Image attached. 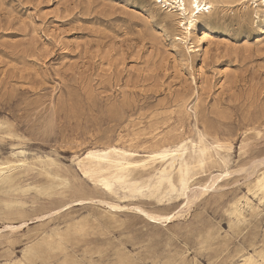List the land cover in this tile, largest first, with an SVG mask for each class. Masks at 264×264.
<instances>
[{"label":"rangeland","instance_id":"1","mask_svg":"<svg viewBox=\"0 0 264 264\" xmlns=\"http://www.w3.org/2000/svg\"><path fill=\"white\" fill-rule=\"evenodd\" d=\"M182 20L157 0H0V160L29 162L0 181V264H264V1L214 0L190 27L194 50L176 39ZM199 132L227 164L196 181L231 173L191 205L78 164Z\"/></svg>","mask_w":264,"mask_h":264},{"label":"bare ground","instance_id":"2","mask_svg":"<svg viewBox=\"0 0 264 264\" xmlns=\"http://www.w3.org/2000/svg\"><path fill=\"white\" fill-rule=\"evenodd\" d=\"M157 1L162 5H165L169 12L182 16L183 23L181 25H183L186 35L178 36L176 39L184 42V44H189L190 46L188 45L187 47L191 50H194L195 47L201 46L200 42L197 44L192 37L190 27L194 25L195 21L204 13V11L208 10L210 13L211 9L214 7V0H195V3L193 0ZM254 1L255 3L257 2V0ZM224 149L225 145L221 141L217 140L209 142L206 139V135L199 132L197 139L182 138L177 144L155 145L154 147L144 150L143 153L133 148L112 145L104 149H89L82 155L78 156L77 159L78 164L81 166L85 175L90 178H101L106 186L111 185L114 181H118L119 183L132 186L133 190L138 191L149 189L158 193L164 188H169L171 192L174 193L180 189L181 195L183 196V202L187 205H191L193 204L192 202L209 193L210 189L220 188L219 181L231 173L229 171H225V173L210 172L208 176H206L207 179L205 182L196 181L195 179V176L198 173L200 174V172L205 171L206 165L214 162V159L225 165L227 164V158L222 153V150ZM28 165L29 162L25 159H14L8 156L2 158L0 160V181L9 179L16 169ZM246 171L248 172L249 170L247 169ZM137 172L148 173L155 178V182L150 185L139 186L135 183L133 176ZM176 181L180 184L181 188L177 187ZM85 192L80 191L78 193V196H76L79 198L78 200L84 201L88 199L84 197ZM90 199L93 200L94 197H91ZM61 202L62 201H60V203ZM113 203H108V205L114 209L120 208L117 206L119 203L117 205ZM149 210V213L146 211L147 215L156 221H170L173 217H176V214H180V210H177V212L175 211V213L174 211H166V208H156V210H153L154 212ZM59 211L60 208L55 206L49 209L47 213L53 215ZM25 214L26 211L24 210H19L17 212V215L20 217L25 216ZM8 226L10 227L9 229L11 231L9 232L11 233L17 231L21 227V225L13 224H9ZM6 228L8 229V227ZM3 235V232L0 233V237Z\"/></svg>","mask_w":264,"mask_h":264},{"label":"snow or ice","instance_id":"3","mask_svg":"<svg viewBox=\"0 0 264 264\" xmlns=\"http://www.w3.org/2000/svg\"><path fill=\"white\" fill-rule=\"evenodd\" d=\"M193 2L195 3V0H193Z\"/></svg>","mask_w":264,"mask_h":264}]
</instances>
